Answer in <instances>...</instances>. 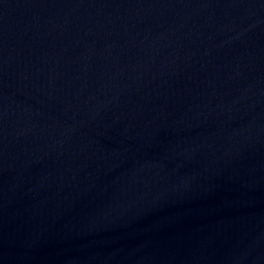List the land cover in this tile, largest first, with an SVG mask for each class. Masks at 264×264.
I'll return each instance as SVG.
<instances>
[{"label":"water","instance_id":"1","mask_svg":"<svg viewBox=\"0 0 264 264\" xmlns=\"http://www.w3.org/2000/svg\"><path fill=\"white\" fill-rule=\"evenodd\" d=\"M0 264H264V0H0Z\"/></svg>","mask_w":264,"mask_h":264}]
</instances>
